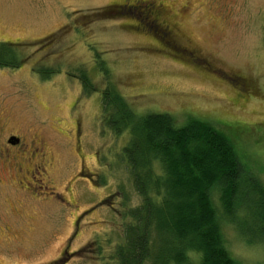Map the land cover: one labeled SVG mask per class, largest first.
Returning a JSON list of instances; mask_svg holds the SVG:
<instances>
[{"label": "rangeland", "instance_id": "374dc122", "mask_svg": "<svg viewBox=\"0 0 264 264\" xmlns=\"http://www.w3.org/2000/svg\"><path fill=\"white\" fill-rule=\"evenodd\" d=\"M148 1L172 30V46L133 27L116 0H0L5 60H24L0 66V140L16 133L28 151L16 161L0 154V264H47L68 241V264H116L123 213L141 197L122 153L129 132L115 135L102 122L108 87L140 115L250 124L257 134L241 146L264 184V0ZM111 4L124 6L112 12ZM33 67L56 73L44 78ZM84 72L97 91L83 92ZM33 140L45 155L29 160ZM45 159L39 175L34 166ZM36 183L72 205L41 201ZM224 231L242 263L264 264V242H248L231 223Z\"/></svg>", "mask_w": 264, "mask_h": 264}, {"label": "trees", "instance_id": "16d2710c", "mask_svg": "<svg viewBox=\"0 0 264 264\" xmlns=\"http://www.w3.org/2000/svg\"><path fill=\"white\" fill-rule=\"evenodd\" d=\"M127 1L122 15L133 19V27L152 33L159 43L173 36L157 21L158 7L148 0ZM128 6L142 17L129 16ZM8 53L1 44L0 66L24 62L16 55L5 60ZM101 69L108 75L104 64ZM40 71L44 78L56 73ZM82 75L83 92L97 91L88 74ZM102 122L115 135L129 132L122 153L141 197L123 213L129 222L123 245L111 258L116 264H244L228 245L227 223L248 242H264V184L241 146L253 135L250 124L224 121L218 127L197 118L180 124L169 113L140 115L109 87L102 92Z\"/></svg>", "mask_w": 264, "mask_h": 264}, {"label": "flooded vegetation", "instance_id": "af4514ba", "mask_svg": "<svg viewBox=\"0 0 264 264\" xmlns=\"http://www.w3.org/2000/svg\"><path fill=\"white\" fill-rule=\"evenodd\" d=\"M132 1L137 2L138 0H131L130 2H132ZM116 2L120 3V4L121 3H129L127 0H118V1L116 0ZM120 4H116V5H114V7H113V4H111V7H112L111 11L114 12L113 10H115L117 8L115 6H119V7H123L124 6V5H120ZM108 14L111 15V14H114V13H108ZM121 14H123L122 11H121ZM39 41H41V40H39ZM3 43L6 46L11 44V43H5V42H3ZM33 68H34V72H37V69L35 67H33ZM0 142H1L0 143V154L2 156L8 157V158L13 156V159L15 161L17 159H19V158L27 159L25 156L28 154V151L24 147H22V145L26 144V142H23V137L22 136H20V135H18L16 133H9V134L5 135L3 137V139H2V141L0 140ZM31 145L34 147V149H32L30 154H29V160H31L33 158H36L37 156L45 155L44 147H43L42 143H40V145H38V143L35 140H33L31 142ZM11 150L12 151L17 150L16 151V153H17L16 156L11 153L12 152ZM22 150H24V152H22ZM48 162H50L49 159H47V160L45 159V160H43L42 166H37V167L34 166V169L37 170L36 173L41 175L40 170H42L43 173H44L45 172L44 165H46V163H48ZM20 170H22V168ZM37 181L43 182L44 179H40V180L38 179ZM36 189H38L37 192H41L42 193V195L39 196L40 198H38V199H41V201H48L47 197H51L50 199H56L57 201H59L60 203H62L64 205L68 206L69 204H71V202H69V201L66 202V200L62 196H59L56 193V191H54L52 187H48V185L41 186V185L36 183ZM49 195H51V196H49ZM74 234H75V232L73 233V235ZM69 243H70V241H68V243L66 245V248L62 251V253L60 254L59 258H57V259H55L53 261H49L47 264H68L69 262H71L72 256H74V252H71V251L68 250ZM76 253H78V250L76 251Z\"/></svg>", "mask_w": 264, "mask_h": 264}]
</instances>
